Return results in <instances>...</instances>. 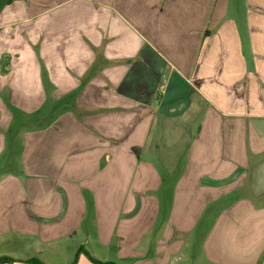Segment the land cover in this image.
<instances>
[{
  "label": "crops",
  "instance_id": "crops-1",
  "mask_svg": "<svg viewBox=\"0 0 264 264\" xmlns=\"http://www.w3.org/2000/svg\"><path fill=\"white\" fill-rule=\"evenodd\" d=\"M4 92L0 264H264V0H0Z\"/></svg>",
  "mask_w": 264,
  "mask_h": 264
},
{
  "label": "rangeland",
  "instance_id": "rangeland-1",
  "mask_svg": "<svg viewBox=\"0 0 264 264\" xmlns=\"http://www.w3.org/2000/svg\"><path fill=\"white\" fill-rule=\"evenodd\" d=\"M142 55L145 57H148L150 59H154L157 57V53H154L153 51L145 47L143 49ZM155 61H158L157 58H155ZM157 63V62H156ZM157 66V65H156ZM168 75L165 76H160L158 79L154 80H147L146 83V89H150L149 92V103H151L153 106L157 105L160 102L161 96L165 94L168 90L171 89V86L168 87V85H165L167 81H171L167 79ZM168 82V84H169ZM29 98H33V96H28V95H15L11 98V95L9 92H4V94L0 95V99L4 101V103L11 107V110L13 112V120L11 127L7 128V132L4 133L6 136V139L9 138L8 140V146L5 149V151L0 153V184L2 182H5L6 179H2V175L9 176L11 173L19 174L18 171L24 170L22 168V160L18 158L19 156L21 157L22 154V149H19L18 144L15 143L12 144L11 141H13V138L19 137V145L23 144L25 141V135L32 132V131H38L40 130V127H47L49 123L53 120H57L59 117V114L61 111L55 110L54 107L53 109L50 108V100L47 99L46 103H48L46 106H44V100H43V106L39 110H29L26 105ZM36 102H41L42 101V96H35ZM16 100V101H15ZM34 102V101H32ZM45 103V104H46ZM32 105V104H31ZM50 108V109H49ZM57 108V107H55ZM29 123V125H28ZM13 137V138H12ZM11 142V144H10ZM3 145V143H2ZM14 145V146H13ZM18 149H17V146ZM1 146V144H0ZM5 146V145H4ZM16 146V148H15ZM6 147V146H5ZM14 150L15 148V153L14 157H11L13 154H11V151L8 150ZM21 151V152H20ZM20 152V153H19ZM19 153V154H18ZM18 155V156H17ZM17 156V157H16ZM14 166V167H13ZM20 176H25L23 173H20ZM1 186V185H0ZM71 247H69L70 249ZM14 247L12 245H8L5 243V241H2L0 239V257L4 256H14ZM28 253V252H27ZM29 254V253H28ZM60 257V256H59ZM61 258V257H60ZM62 259V258H61ZM63 260V259H62ZM59 261V260H58ZM187 262L186 260H184ZM61 262V261H59Z\"/></svg>",
  "mask_w": 264,
  "mask_h": 264
},
{
  "label": "trees",
  "instance_id": "trees-1",
  "mask_svg": "<svg viewBox=\"0 0 264 264\" xmlns=\"http://www.w3.org/2000/svg\"><path fill=\"white\" fill-rule=\"evenodd\" d=\"M8 261H9V260L6 259V258L0 259V263H4V262H8ZM32 262H34V260H30V261H28V263H32ZM99 264H101V263H99Z\"/></svg>",
  "mask_w": 264,
  "mask_h": 264
}]
</instances>
